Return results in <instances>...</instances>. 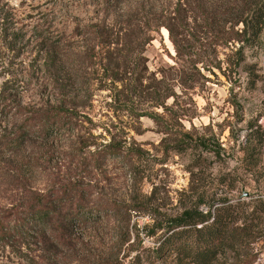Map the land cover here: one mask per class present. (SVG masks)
<instances>
[{"label":"rangeland","instance_id":"1","mask_svg":"<svg viewBox=\"0 0 264 264\" xmlns=\"http://www.w3.org/2000/svg\"><path fill=\"white\" fill-rule=\"evenodd\" d=\"M106 4L105 0H0V142L19 121L21 107L56 105L61 91L72 92L66 101L80 107L83 132L90 129L102 143L109 141L105 129L112 127L117 137L126 136L130 146L143 151L136 174L122 159L109 158L102 172L91 176L92 200L110 199L121 205L145 201L150 210L131 212L130 227L135 228L123 246L121 232L114 230L121 223L84 213L85 221L75 222L69 233L75 246L41 247L29 232L7 245L0 243V264H108L115 256L129 264L132 257H145L146 250L157 247L158 235L150 236L153 220L180 215L188 208L207 211L215 205L236 208L241 231L236 250L214 264H264V144L255 135L249 137L256 128H247L257 119L264 132V39L259 49L247 52V63L256 64L260 75L255 89L240 90L220 73L204 72L209 80L196 93L177 88V98H170L163 108L145 104L128 116L110 107L114 86L105 78L109 72L104 74L99 60L88 61L83 54L96 44L86 27L97 23L100 11H108ZM152 35L142 55L149 71L158 76L160 69L174 64L175 52L165 29ZM53 73L62 81L59 90L53 89L59 84ZM167 127L172 134L190 131L213 152H179L172 148L176 135L165 134ZM60 138L53 143L32 139L35 142L21 150L6 147V142L0 145V213L15 212L19 216L13 221L28 219L24 203L31 195L57 189L52 182L63 177L65 166L60 164L68 148L77 144L75 136ZM51 144L66 150H59L48 164L43 156ZM159 264L179 263L168 256Z\"/></svg>","mask_w":264,"mask_h":264},{"label":"trees","instance_id":"2","mask_svg":"<svg viewBox=\"0 0 264 264\" xmlns=\"http://www.w3.org/2000/svg\"><path fill=\"white\" fill-rule=\"evenodd\" d=\"M105 3L110 6L108 11H100L97 23L86 27L96 44L83 54L88 61L99 60L104 74L109 72L105 78L114 86L110 106L114 110L130 116L145 104L163 108L170 98H177V88L196 93L209 80L207 75L220 73L240 90H253L259 82L257 66L247 63V52L259 49L264 39V0H105ZM162 29L173 46L174 64L160 69L156 76L149 71L142 54L154 39L153 32L159 34ZM221 54L223 60L219 58ZM103 62L105 65L101 66ZM53 78L59 82L53 89L59 90L60 76L53 73ZM70 95L72 92L61 91V101L56 105L21 107L19 121L5 132L0 142L21 150L34 143L32 139L52 143L59 137L77 139L76 147L68 148L63 163L56 162L65 166L63 177L52 182L57 189L33 194L24 203L28 219L17 217L13 221V216H19L15 212L0 213L2 244L32 232L41 247L75 246L69 233L75 222L85 221L84 213H91L98 219L114 218L118 225L121 223L114 230L121 232L123 246L130 242L135 228L130 227L131 212L150 210L145 201L121 205L110 199L92 200L95 186L91 176L99 175L109 158L122 159L131 173L136 174L143 151L130 146L126 136L117 137L110 131L112 127L105 129L110 138L102 143L97 142L99 136L90 134V129L83 132L78 118L80 107L66 101ZM168 128L165 134L176 135L172 148L179 152L188 149L213 152L203 139H194L190 131L172 134ZM247 128H256L249 137L261 138L263 145L264 132L258 120L250 121ZM249 142L247 139L248 148ZM59 150L62 152L64 148L53 144L45 149L43 157L48 164ZM219 150H223L221 146ZM251 152H255V147ZM58 169V173L62 172L61 167ZM215 206L207 211L188 208L180 215L153 220L150 236L158 235L157 247L146 250L145 257L140 254L132 257L129 264H159L168 256H174L179 264H214L226 252H234L241 231L237 226V210L232 206ZM17 220H22V224ZM14 229H18L15 234ZM108 264L123 262L115 256Z\"/></svg>","mask_w":264,"mask_h":264}]
</instances>
